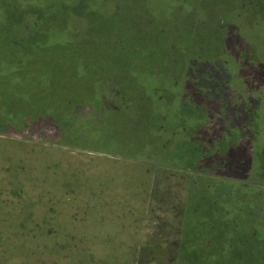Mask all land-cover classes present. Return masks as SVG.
Instances as JSON below:
<instances>
[{
  "label": "rangeland",
  "instance_id": "374dc122",
  "mask_svg": "<svg viewBox=\"0 0 264 264\" xmlns=\"http://www.w3.org/2000/svg\"><path fill=\"white\" fill-rule=\"evenodd\" d=\"M71 2L80 16L106 7L117 25L110 37L129 32L138 38L133 49L139 44L140 54L154 50V61L164 55L172 64L158 60V75L143 72L152 75L150 100L138 91L130 96L110 78L100 109L91 99H61L68 107L55 116L36 111L12 125L23 113L14 111L15 98L0 99V264H264V0H0L7 51L0 76L8 79L2 93L25 84L18 75L25 57L5 42V29L16 44H27L46 21L33 16L27 33L22 13L48 7L62 17ZM12 12L22 23L10 25ZM193 28L196 35L223 33L225 55L211 68L210 49L194 55L205 60L195 59L188 73L175 64L187 61L181 39ZM158 39L169 51L161 53ZM45 85L32 81V106ZM147 101L162 117V131ZM202 107L210 122L199 130L192 117ZM169 123L174 137L202 149V160L174 147ZM234 131L240 137L223 150L219 141ZM152 138L162 148L172 138L167 163L145 156ZM252 166L261 168L250 174Z\"/></svg>",
  "mask_w": 264,
  "mask_h": 264
},
{
  "label": "trees",
  "instance_id": "16d2710c",
  "mask_svg": "<svg viewBox=\"0 0 264 264\" xmlns=\"http://www.w3.org/2000/svg\"><path fill=\"white\" fill-rule=\"evenodd\" d=\"M87 3L89 2H86V4ZM71 5L72 2L69 5L67 4L64 6V8L68 7V9H64L62 11V17L56 14L57 11H54L55 8L51 9L48 7H46L48 9H39L38 7L33 6L32 9L34 10V13H22L20 20H27V26L29 27V29L25 31L27 33H30L29 21L32 20L33 16L37 15L42 18L44 22L46 21L45 28L39 30L35 36H33V38H35L29 39L27 44L26 42L24 44H20V46L16 44L13 39L14 37H12L11 34L12 30L10 28L9 30L3 27V29L8 32L6 35L8 39L5 38V42H9L13 46L19 47L22 50L23 56L25 57V59H19L20 61L23 59V62H25L23 64L24 66L22 65L23 67L20 68L18 73V75L23 79V82L25 83L24 85H17L13 93H7L6 90H3L2 93L1 90L3 81L6 82L8 79L5 76L3 77V75L0 77V97L1 94H3V96H7L6 99H2V97L0 99L6 103L7 101H10L12 97L15 98L14 102L16 101V104L14 111H20L23 113L22 118L18 117L16 119H9L12 125H16L17 122H24L23 119L26 116H29L32 112L35 114L36 111H38L40 115L41 113H47L48 110H51L53 111L51 114L53 113L52 115L55 116V114H58V112H61L68 107L61 103L62 100L77 99L79 101L80 99H91L93 101V105L95 107L99 106L98 108L100 109L102 107L101 98L103 97V93L100 94V91L106 87V81H108L110 78H113V81L117 82L114 84L119 85V88L123 87L124 89L121 88L122 91L127 92V94L129 93L130 96H133L132 92L137 96L136 91H138L140 92L139 96H146L145 100H147V97L149 96L148 98L150 100L151 95L148 92L152 88L150 86L152 83L149 81V78H151L152 75H148L147 77L145 74H143V72L153 71L155 74H157L154 71V66H159L157 64L158 60H161L163 63L161 66H171L172 64L170 58L164 55H158L159 57L157 61H154V50L150 52L152 56L146 55L144 53L140 54L141 46L139 44L137 45L134 43L135 49H133L131 43L133 44V42H136V39L138 38L133 37L134 35L129 32L123 36L124 38L117 37V39H114L110 37V30L113 29L111 26L116 28L117 25L112 21L111 18H108V13L110 11L106 13V7H87V10H83V12L85 11V14L82 13L80 16L79 12H73V9H69V6ZM45 10L47 11L45 12ZM9 17V23L11 26L17 24L19 25L21 22L14 18L16 17V12L9 14ZM29 17H31V19ZM52 19H55L56 21L51 22ZM2 22H5V20L1 21V23ZM131 24L133 26L135 22L134 24L131 22ZM21 26L18 28L19 31H21ZM188 31V38L181 39V41L184 40L183 47L186 49L187 61H184L183 58L180 57L182 59H179L175 65H177L179 68L185 67L186 72L188 70L189 73L197 67V65H195V59H199V62L205 60V56L194 57V55H204L207 49L211 50V56H213V58L211 59L210 63L205 62L206 67L211 68V63H214L215 61L218 62L220 59L223 60V56L225 55V49L222 46L223 33H220V36H217V33L214 34L215 32L208 30L205 32V34L198 33V35H196L194 28L192 30L188 29ZM116 34L117 33H115V35ZM145 39L143 41H145ZM146 40L147 43H149L148 39ZM158 42H160L159 49L161 53L169 51L167 48L163 47L162 41L159 40ZM3 46L4 44H2L0 40V52L2 53L1 57H3L5 52H7ZM8 50H11V47H9ZM4 56H6V54ZM34 58H36V62H40L39 65H33ZM30 67H32V69L35 67V71H30ZM42 67L49 71L47 72L48 74H51L48 75L45 72V69H42ZM82 68H85L87 71L81 74L83 71ZM32 74H36L37 78L33 79ZM228 74L230 75L231 73ZM142 76L144 78H142ZM62 77L68 78V83H62ZM145 78L147 79L146 82H144ZM34 80L40 84H46L45 87H48L49 90L40 93L37 97H35L37 103L35 105L33 104L34 106H32L28 93L30 90H32V81ZM89 83L92 87L89 85ZM20 91L22 92L19 93ZM19 94L23 96H20ZM25 96H28V98H24ZM48 98H52L54 100L52 105H49ZM182 104V111H184L186 105L184 103ZM146 106L147 113L152 119H154V128L162 131L160 129V127H164L161 124L162 117L157 112L155 113L149 101H147ZM174 106H176L175 103L172 105V108ZM42 108L44 109L42 110ZM11 110L13 111V107ZM201 110L198 112L193 110L194 114L192 117L194 127L197 125V129L199 130H201L206 124L210 122V118L205 114L206 109L202 107ZM67 112L68 111L66 110L64 114ZM140 113L137 115H140ZM195 114L200 116L197 115V117ZM256 119L258 120V117H256ZM165 126L167 127L165 131L172 134L173 130H169L171 123H169L168 126ZM256 129L257 124L253 125L252 127V130ZM160 134L161 133L157 134L158 140H161ZM172 135V138L175 139L173 140L175 143L174 147H178V150L179 148H186L188 149V152H194L198 161L203 159V154L201 151L202 149L198 147V145H192L189 137H183L185 140H181L178 139V136L174 137V134ZM232 136L233 137L226 135L219 141L218 144H222V146L225 147L222 148L223 150L226 149V151H229L231 145L235 144L234 138L237 137L238 139L240 137L239 133L235 131L232 133ZM172 138L165 142L166 146H163V148L160 144L158 145V140L156 138L151 139L152 145L149 147L148 140L146 143L147 149L145 156L155 159L154 161L159 160L162 161V163H167L166 159L170 160L171 157L169 145H172ZM175 153L176 151L174 154ZM219 155L221 156L220 153L218 156ZM182 157H185V155L182 154ZM256 168H261V166ZM256 168L252 166L250 174L251 172H254Z\"/></svg>",
  "mask_w": 264,
  "mask_h": 264
},
{
  "label": "crops",
  "instance_id": "0c3cea01",
  "mask_svg": "<svg viewBox=\"0 0 264 264\" xmlns=\"http://www.w3.org/2000/svg\"><path fill=\"white\" fill-rule=\"evenodd\" d=\"M1 22V21H0ZM2 53L0 52V62L2 63V57H1ZM1 65V64H0ZM1 72H2V66H0V75H1ZM1 77V76H0Z\"/></svg>",
  "mask_w": 264,
  "mask_h": 264
}]
</instances>
